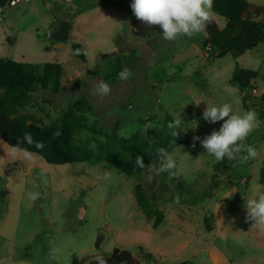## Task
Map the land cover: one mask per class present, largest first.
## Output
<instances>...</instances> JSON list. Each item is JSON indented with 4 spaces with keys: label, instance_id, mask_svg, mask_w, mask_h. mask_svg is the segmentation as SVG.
Here are the masks:
<instances>
[{
    "label": "rangeland",
    "instance_id": "374dc122",
    "mask_svg": "<svg viewBox=\"0 0 264 264\" xmlns=\"http://www.w3.org/2000/svg\"><path fill=\"white\" fill-rule=\"evenodd\" d=\"M130 4L19 0L2 11L0 58L61 64L59 88L31 92L18 110L39 124L50 123L82 99L89 107L77 113L98 129L100 140L111 133L121 139L137 134L156 143L153 132L161 130L165 114L174 122L181 119L182 139L168 150L177 162L175 175H156L147 168L140 175H128L103 161L49 164L32 152L26 158L23 150L0 139V264H93L114 249L130 251L143 264H217L218 259L264 264V231L246 217V200L261 185L264 157V42L237 58L226 53L211 60L202 48L205 29L191 38L165 41L162 29L137 19ZM82 9L87 11L78 13ZM210 17L219 28L224 26V18L212 10ZM64 18L72 20L69 35L50 39L48 28ZM254 19L264 23V13ZM74 43L83 47L84 60L72 53ZM120 64V72L129 70L128 78L120 79V72L108 76ZM235 64L259 74L252 81L256 98L246 106L238 88L229 83ZM101 80L111 89L105 96L95 94ZM231 89L237 90L239 103L229 95ZM225 102L237 112L255 110L261 126L245 142L255 147L257 156L244 164L227 160L225 173H219L193 137L219 129L222 121L208 123L202 114L207 104ZM90 134L80 129L76 143L81 145ZM142 159L146 166L159 167L158 159ZM214 173L221 183L206 196ZM136 184L164 212L157 228L134 198ZM31 192H39V198L29 200ZM172 192L180 193L179 202Z\"/></svg>",
    "mask_w": 264,
    "mask_h": 264
},
{
    "label": "trees",
    "instance_id": "16d2710c",
    "mask_svg": "<svg viewBox=\"0 0 264 264\" xmlns=\"http://www.w3.org/2000/svg\"><path fill=\"white\" fill-rule=\"evenodd\" d=\"M10 0H0V21L2 11L9 6ZM212 12L225 20L222 28L210 17L205 29L206 36L202 48L211 60L231 53L234 58L242 55L258 43L264 42V23L254 19L264 13V4H251L248 0H212ZM72 53L84 60L83 47L74 43ZM122 69V64L116 66L110 75H116ZM62 66L56 62L31 64L9 58H0V139L9 146L20 150H27L41 156L49 164H70L74 162L103 161L112 165L119 172L128 175H140L141 168L135 164L137 156H148L154 161L158 159V149L164 147L167 151L182 139L181 130L172 136L168 125L174 123L172 117L165 114L161 130L154 131L157 142L153 143L133 134L128 138H118L114 133L100 140L96 134L98 129L88 124L84 115L77 111L84 106L89 107L86 100L77 103L48 124H39L29 114H19L22 108L31 99V92L38 89L47 90L50 86L54 91L60 86ZM259 76L256 70L246 69L235 64L229 83L235 85L241 93L242 105L246 106L250 98L255 99L251 90L252 81ZM264 108V102L261 103ZM260 117L263 114L260 113ZM80 129H89L91 134L83 143L77 144L75 134ZM31 134L32 143L24 139V134ZM203 139L205 136H197ZM199 143V141H195ZM245 142H247L245 140ZM244 142V143H245ZM39 145V146H37ZM94 146V147H93ZM227 159L213 165L215 172L225 173ZM167 173V172H166ZM210 184L205 195L212 194V190L221 183L218 174L210 176ZM258 181L264 185V157L259 170ZM179 186V188H182ZM134 198L143 214L152 220V228H157L163 221L164 212L154 206L146 192L139 184L133 188ZM180 193H171L177 197ZM204 223L207 229L210 225ZM251 222V220H248ZM148 254H145L147 257ZM106 264H143L141 260L126 249H114L109 256L103 258ZM93 264H98L94 261Z\"/></svg>",
    "mask_w": 264,
    "mask_h": 264
},
{
    "label": "clouds",
    "instance_id": "9594fccd",
    "mask_svg": "<svg viewBox=\"0 0 264 264\" xmlns=\"http://www.w3.org/2000/svg\"><path fill=\"white\" fill-rule=\"evenodd\" d=\"M130 8L137 19L148 25H158L162 29L160 35L165 41L176 42L180 37L191 38L204 30L210 21L212 0H131ZM118 75L120 79H127L130 72L125 69ZM110 90L109 84L103 80L95 86V94L99 96L109 94ZM229 95L233 97L235 103H239L240 97L236 89H231ZM202 118L208 123L222 121L218 130H213L203 139L193 137V140L199 141L202 146L203 156L211 158L214 162L227 159L238 161L240 164L257 156L255 147L244 143L250 133L261 126L255 110L237 112L228 102L207 104ZM181 121L178 119L168 125L169 129H172L170 133L172 136L178 134L174 129ZM24 139L29 144L32 143L31 134L25 133ZM13 147H18V145ZM241 153L244 154L241 155ZM23 154L26 158L30 156L26 149L23 150ZM157 155L159 167L146 166L140 156L136 157L135 164L138 168H147L156 175L167 172L169 177L174 176V170L177 167L174 156L164 147L158 149ZM257 187L259 190L255 196L246 200V217L251 220V225L264 231V185ZM39 196V192L28 193V199L31 201L37 200ZM175 199L179 202V197ZM98 264H106V262L102 257H98Z\"/></svg>",
    "mask_w": 264,
    "mask_h": 264
},
{
    "label": "water",
    "instance_id": "95a60500",
    "mask_svg": "<svg viewBox=\"0 0 264 264\" xmlns=\"http://www.w3.org/2000/svg\"><path fill=\"white\" fill-rule=\"evenodd\" d=\"M71 28L70 21L64 19H55L52 25L47 30V36L50 39L61 40L69 35ZM99 241H96V245Z\"/></svg>",
    "mask_w": 264,
    "mask_h": 264
},
{
    "label": "crops",
    "instance_id": "0c3cea01",
    "mask_svg": "<svg viewBox=\"0 0 264 264\" xmlns=\"http://www.w3.org/2000/svg\"><path fill=\"white\" fill-rule=\"evenodd\" d=\"M84 11H87V10H86V9H82V10H79L78 13H83ZM65 19H66L67 21H72L70 18H64V20H65ZM70 29H71V28H70ZM69 33H70V32H69ZM236 246L241 248V245H239L238 243H237ZM236 251H238V249H237ZM215 264H216V263H215ZM217 264H227V263H226V260L218 259Z\"/></svg>",
    "mask_w": 264,
    "mask_h": 264
},
{
    "label": "built area",
    "instance_id": "2783aa9c",
    "mask_svg": "<svg viewBox=\"0 0 264 264\" xmlns=\"http://www.w3.org/2000/svg\"><path fill=\"white\" fill-rule=\"evenodd\" d=\"M18 1H19V0H10V1H9V5H10V6H11V5H14V4H16Z\"/></svg>",
    "mask_w": 264,
    "mask_h": 264
}]
</instances>
